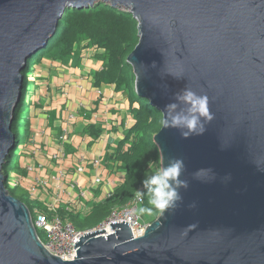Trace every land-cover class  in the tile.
I'll return each instance as SVG.
<instances>
[{"label":"water","instance_id":"water-1","mask_svg":"<svg viewBox=\"0 0 264 264\" xmlns=\"http://www.w3.org/2000/svg\"><path fill=\"white\" fill-rule=\"evenodd\" d=\"M95 2L138 22L128 62L140 96L164 116L188 87L208 96L214 119L202 135L162 127L154 137L161 167L175 156L187 168L173 214L160 213L138 238L122 220L107 237V228L85 233L74 239L75 259L64 260L45 248L4 167L29 59L69 8ZM200 168L215 178L195 179ZM0 264H264V0H0Z\"/></svg>","mask_w":264,"mask_h":264},{"label":"crops","instance_id":"crops-1","mask_svg":"<svg viewBox=\"0 0 264 264\" xmlns=\"http://www.w3.org/2000/svg\"><path fill=\"white\" fill-rule=\"evenodd\" d=\"M92 48L76 47L67 60L46 56L28 72L23 113L28 136L17 146L21 170L12 173L22 178L18 188L42 211L59 200L60 213H87L125 179L113 156L135 119L123 90L115 84L95 86L94 74L103 62Z\"/></svg>","mask_w":264,"mask_h":264},{"label":"trees","instance_id":"trees-1","mask_svg":"<svg viewBox=\"0 0 264 264\" xmlns=\"http://www.w3.org/2000/svg\"><path fill=\"white\" fill-rule=\"evenodd\" d=\"M138 32V22L133 14L110 4L95 2L88 8H69L60 19L48 45L29 59L25 70L29 72L35 63L46 56L67 60L75 53L76 45L83 41L84 46L96 47L98 51L95 56L103 62L102 69L94 74L95 86L103 83L115 84L116 88L123 90L129 98L135 124L126 131L113 156L116 161L121 162V170L125 174L124 181L109 197L93 203L87 213L61 210L62 216L71 220L75 227L81 230L93 228L106 220L114 207L127 205L137 191H142L144 200L141 207H150L148 189L142 181L152 173V166L161 162L160 151L154 137L162 128L160 121L163 113L152 105L148 98L136 92V75L133 66L128 62V56L139 42ZM26 89L27 77L15 109L13 131L16 141L4 167L6 175L9 170H21L16 151L17 146L28 136L27 118L23 115ZM22 128L24 130H21ZM98 136V133L95 134V137ZM10 192L28 205L33 218L37 215L36 209L45 210L20 188L16 187ZM159 214L160 212L154 210L150 215L153 218L149 221H154ZM39 236L41 240L45 239L43 231H39Z\"/></svg>","mask_w":264,"mask_h":264},{"label":"clouds","instance_id":"clouds-1","mask_svg":"<svg viewBox=\"0 0 264 264\" xmlns=\"http://www.w3.org/2000/svg\"><path fill=\"white\" fill-rule=\"evenodd\" d=\"M170 74L177 78L181 77ZM163 111L164 116L160 121L162 127L176 129L185 139L193 135H202L206 131V125L214 119V114L209 109L208 96L198 94L188 87L175 93L174 99L165 105ZM186 170L184 158L173 156L168 158L166 164L148 175L142 183L148 189L150 207L136 209L137 214L151 215L154 210L161 214H173L182 202L180 189L188 187V181L181 178ZM205 172L210 173L212 179L215 178L211 168H200L192 175L195 179L205 181L201 179V173ZM136 195L140 196L141 193L138 191ZM188 207L195 208V202Z\"/></svg>","mask_w":264,"mask_h":264},{"label":"built area","instance_id":"built-area-1","mask_svg":"<svg viewBox=\"0 0 264 264\" xmlns=\"http://www.w3.org/2000/svg\"><path fill=\"white\" fill-rule=\"evenodd\" d=\"M126 149H128V145H126ZM78 170L83 171V166L78 167ZM94 183L99 185L102 183V178L97 176L94 180ZM6 185L8 189H10V186L23 187L22 178L17 176L15 173H11V177L10 175H6ZM35 190L36 188L34 187L29 188V193L33 195ZM139 192L141 193L140 196H137L135 193L132 200L127 205L122 207H114L107 219L93 228H88L85 230L76 228L71 220H67L61 215L59 211V200L57 202L48 204L47 211L36 209L37 215L35 218H33L34 225L38 232L43 231L45 233V239L42 241L45 248L50 253L59 256L64 260H73L75 259V256H77V249L74 248L75 238L80 241V237H82L85 233L105 228L108 230L104 231L103 233L104 236L107 237V235L115 232V230L112 229L110 225L112 222L120 220L128 222L130 224L134 238L141 237L145 234L147 226L151 223V221H144L143 216L137 214L136 212V209L142 206L144 200L142 191L140 190ZM111 193L112 192H109L107 197H109Z\"/></svg>","mask_w":264,"mask_h":264},{"label":"rangeland","instance_id":"rangeland-1","mask_svg":"<svg viewBox=\"0 0 264 264\" xmlns=\"http://www.w3.org/2000/svg\"><path fill=\"white\" fill-rule=\"evenodd\" d=\"M83 44H84V42L82 41V43L77 44L76 47L79 48V46H82ZM89 47L96 48V47H94L93 45H90ZM93 48H92V49H93ZM93 53H95V52H93ZM27 76H28V71H24V78H26ZM160 167H161V162H160V163H155V165L152 166V172H153L154 170L159 169ZM11 173H12V171L9 170V171H8V175H10V177H11ZM14 188H16V187L10 186V189H9V190H12V189H14ZM142 216H143L144 221H146V222H148L149 220H151V219L153 218L152 216L147 215V214H143Z\"/></svg>","mask_w":264,"mask_h":264}]
</instances>
